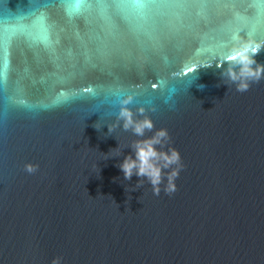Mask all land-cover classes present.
<instances>
[{
    "label": "water",
    "instance_id": "95a60500",
    "mask_svg": "<svg viewBox=\"0 0 264 264\" xmlns=\"http://www.w3.org/2000/svg\"><path fill=\"white\" fill-rule=\"evenodd\" d=\"M248 7L151 0L140 19L109 0L73 16L59 0H0V31L31 32L44 13L52 41L8 46L0 264H264V79L238 92L216 67L242 30L264 41ZM128 95L154 123L145 137L117 125ZM160 128L186 165L171 196L119 168Z\"/></svg>",
    "mask_w": 264,
    "mask_h": 264
},
{
    "label": "clouds",
    "instance_id": "9594fccd",
    "mask_svg": "<svg viewBox=\"0 0 264 264\" xmlns=\"http://www.w3.org/2000/svg\"><path fill=\"white\" fill-rule=\"evenodd\" d=\"M233 41L227 54L222 57V62L217 63L216 67L222 69L220 75L223 81H231L232 84H235L236 91L244 92L248 90L251 82H259L264 79V64L255 60V56L264 49V41L256 40L251 36L244 38L239 34L233 38ZM224 63H227L226 68H223ZM190 71L192 69H186V72ZM132 100L133 97L128 95L119 101L121 106L116 116L117 125H122L125 131H131L137 137H145L146 132H151L154 129V123L148 116H144L142 119L137 118V114L128 107ZM137 111L143 115L145 109L141 107ZM96 125L97 123L94 127L99 130L101 127ZM115 126L108 124L109 133ZM130 147L135 158L129 154L119 164L125 180H131L133 175L140 177L141 179L136 185V188H139L145 182L143 178H147L153 193L157 196L161 193L162 184L166 195L171 196L177 191L175 180L186 165L183 163L179 151L171 146V137L166 128L157 129L151 136L134 141ZM37 168V165L31 163L25 165V170L29 173L35 172ZM62 261L63 257L57 256L52 259L51 264H62Z\"/></svg>",
    "mask_w": 264,
    "mask_h": 264
},
{
    "label": "snow or ice",
    "instance_id": "6c2138e0",
    "mask_svg": "<svg viewBox=\"0 0 264 264\" xmlns=\"http://www.w3.org/2000/svg\"><path fill=\"white\" fill-rule=\"evenodd\" d=\"M59 2L66 6V11L69 16L77 15L82 12L86 5L92 3H103L104 0H59ZM109 2L117 9V11L128 12L134 18L142 19L145 9L151 6V0H109ZM203 2V3H232L237 0H185V3ZM239 2L247 4L249 15L253 20V27L259 25L261 30L264 31V0H239ZM42 6L47 7V3ZM241 32H244L242 30ZM241 32L239 35H241ZM247 32V31H246ZM248 36V32H247ZM23 38L32 44H43L46 47H51L52 41L50 39L49 25L47 24V16L42 13L34 27V30L28 32L26 30H9L7 33L0 31V89L5 88L4 69L8 66V46L13 40ZM220 62V61H219ZM192 69L189 73H195L197 68L188 67ZM155 88L156 84H152Z\"/></svg>",
    "mask_w": 264,
    "mask_h": 264
}]
</instances>
